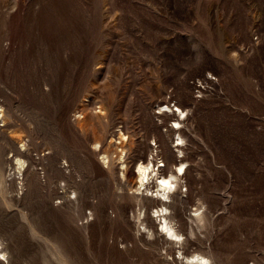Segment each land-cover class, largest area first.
<instances>
[{
  "label": "rangeland",
  "instance_id": "374dc122",
  "mask_svg": "<svg viewBox=\"0 0 264 264\" xmlns=\"http://www.w3.org/2000/svg\"><path fill=\"white\" fill-rule=\"evenodd\" d=\"M0 108L2 177L17 145L48 179H0V264H264V0H0ZM120 129L130 161L164 135L186 162L172 253L118 187Z\"/></svg>",
  "mask_w": 264,
  "mask_h": 264
},
{
  "label": "bare ground",
  "instance_id": "6f19581e",
  "mask_svg": "<svg viewBox=\"0 0 264 264\" xmlns=\"http://www.w3.org/2000/svg\"><path fill=\"white\" fill-rule=\"evenodd\" d=\"M167 106V109H165L163 111V113L165 115H169L168 114V110H172L171 107L169 105H166ZM180 111V113H184V110H180V108L178 109ZM175 112V110L173 111V113ZM0 118L5 122V118L4 117V113H3V109L0 108ZM174 122L178 125L177 127H174L172 126L171 130H173L174 132H178L179 130H182L181 129V123L182 121L180 120L179 116H176V118L174 119ZM8 123V122H7ZM4 125V124H3ZM1 129V128H0ZM5 129V128H4ZM6 130V129H5ZM5 130H0V132H4ZM2 134V133H1ZM5 134V133H4ZM2 134V135H4ZM8 134V132H7ZM10 134V132H9ZM8 134V135H9ZM179 139L180 140H184V134L182 135V131H179ZM7 136V135H6ZM164 135H161V146H158L157 147V150H156V154H151L152 157L151 158H148V156H137L136 158H133L132 161H130L131 159V148L129 146V142H130V136L125 132L123 131L122 129H120V135H119V141L117 144H119V146H117L116 148V153H117V158L119 160V163L121 166V169H120V180L118 179V187L120 186V189H123L126 191V196L129 197V199H131L132 201H134V203H138L140 205H142L143 207L144 206H149L150 208H152V205L154 207H156V210L153 211V213L151 215H147L145 214V218L143 220H145V222L149 225L150 227V230H152V232L154 233L156 239L158 238H161V236H164V240L168 243H170L171 247H170V252L171 250L174 248V245L175 243H179V241L181 240V235L180 233L178 232V230L175 228L174 225H172V221L174 220V218H178L179 219V223L181 224L180 226H184L185 223L184 221L181 219L180 217V210H179V207L177 205V203L175 202V199L177 197V193H178V190H179V187H181V178L186 174V170L187 169H184L185 166L184 164L186 163L185 160H178L176 155H175V152L171 149V147H169L168 145V142L165 141ZM10 138L16 140L15 137H12V135H9ZM3 138V136H2ZM9 138V139H10ZM8 139V138H7ZM5 140V139H4ZM18 145L20 144V148H26V142H24V140L21 138L19 139L17 142H16ZM15 143V144H16ZM9 146V145H8ZM13 146V145H12ZM19 146H14V150H16V155L15 157L10 161H8V163L10 162V169H9V179H7L6 177H2V173H1V170L5 169H1L2 164L0 165V179L5 183L7 180L10 181V180H13V179H16V178H20L22 180H26V186L29 185V186H32V183L35 182V184L37 185L38 183L41 184V185H45L46 182H48L44 177L41 176V174L38 172L37 173V169H35L36 167L34 166L33 162H35V158L28 156V154H24L19 148H17ZM165 147V149L162 151V153H157V151L160 149V148H163ZM177 148L178 150L180 151L182 149V145L181 144H178L177 145ZM28 149V148H27ZM5 150V149H3ZM184 151V150H183ZM29 152V151H28ZM105 154V162L106 164H109L110 163V158H111V155H109V153L107 152H104ZM4 154V153H3ZM27 157L31 160V167H29V165H26V160L23 159V157ZM2 157L3 155L0 154V162H2ZM162 160H160V159ZM6 160V159H5ZM4 162V161H3ZM7 162V161H5ZM133 162L134 164V168H136V171H131L129 169V164H131ZM159 162H163V164H160ZM7 163V164H8ZM6 165V164H5ZM4 165V166H5ZM164 165V169L161 168V166ZM172 165L175 166V169L173 171H170L169 167H171ZM37 166V165H36ZM59 166V165H58ZM66 165H64L65 167ZM54 167V166H53ZM62 168L63 171H61V169L59 170L58 168H56V171L60 172V174L65 178L64 181L67 180H70V181H73V179H76V177L73 175V173L67 168ZM157 167V168H156ZM114 170V169H113ZM118 170V169H117ZM119 172V170H118ZM119 174V173H118ZM20 176V177H19ZM30 176V177H29ZM118 176V175H117ZM35 178L36 177V181H31L29 178ZM45 180V181H44ZM11 182V181H10ZM68 183V182H67ZM77 183V182H76ZM20 189H21V194L23 192V186H25L24 182L22 183L20 181ZM70 184V183H69ZM41 185H39L41 187ZM49 185V183L46 184V186ZM71 185V184H70ZM77 185V184H76ZM52 186V184H51ZM67 185L64 183V186H61L62 189L64 187H66ZM45 187V186H44ZM48 187V186H47ZM56 187V186H55ZM70 187V186H69ZM29 188V187H28ZM42 188V187H41ZM52 188V187H51ZM57 188V187H56ZM73 188V187H72ZM155 188V189H153ZM40 189V188H39ZM43 189V188H42ZM41 189V190H42ZM49 189V188H48ZM54 189V187H53ZM0 190L4 191L5 190V187L2 186L0 187ZM31 190V189H30ZM59 190V189H58ZM76 190V189H75ZM48 191V190H47ZM56 191V190H55ZM26 192V191H25ZM39 192V191H38ZM68 192V191H67ZM24 193V192H23ZM42 194L44 192H41ZM51 194V192L49 193ZM71 194V193H70ZM45 195V193H44ZM57 195L55 198H61V199H65L66 197L62 195V193L56 191V194ZM68 195V194H67ZM41 196V195H40ZM54 196V195H53ZM69 196V195H68ZM81 196V195H80ZM126 197V198H127ZM47 198V197H46ZM51 198V196H50ZM42 199V198H41ZM44 199V198H43ZM81 199V198H79ZM78 199V201H79ZM83 199V198H82ZM128 199V198H127ZM56 200V199H55ZM75 200V199H74ZM73 200V201H74ZM46 202V201H45ZM51 202V201H50ZM67 202V201H66ZM69 202H70V198H69ZM53 203V202H52ZM65 203V202H64ZM91 203V202H90ZM99 203V202H98ZM43 203H41L42 205ZM73 204V203H72ZM79 204L78 203H75ZM83 204H84V201H83ZM48 207L52 208L51 211L53 210V207L50 205V204H47ZM57 205V204H56ZM56 205L53 204V206L55 207ZM59 205V204H58ZM81 205V204H80ZM85 205V204H84ZM83 205V207H84ZM44 206V205H43ZM61 206V205H60ZM66 206V205H65ZM70 206V205H69ZM68 206V208H69ZM76 206V207H77ZM98 206V205H97ZM47 207V206H45ZM57 207V206H56ZM75 207V206H74ZM79 207V206H78ZM82 207V208H83ZM92 207V205H91ZM96 207V205H95ZM72 208V207H71ZM71 208H69L71 210ZM80 208V207H79ZM78 208V209H79ZM86 208V207H85ZM93 208V207H92ZM44 209V208H43ZM46 209V208H45ZM74 209V208H72ZM76 209V208H75ZM96 209V208H94ZM170 209H173L175 211V213H173L172 215H168L169 213V210ZM48 210V209H47ZM82 210V209H81ZM101 210V209H100ZM99 210V212H100ZM141 208L139 209V212ZM76 212V210H74ZM73 211V212H74ZM78 211V210H77ZM95 211V210H94ZM50 212V211H49ZM54 212V210H53ZM51 212V215L52 213ZM80 212V211H79ZM78 212V213H79ZM98 212V214H99ZM107 212V211H106ZM105 212V213H106ZM48 213V212H47ZM77 213V212H76ZM75 213V214H76ZM82 213V211H81ZM95 213V212H93ZM74 214V213H73ZM28 215V214H27ZM43 215V214H42ZM41 215V216H42ZM48 216V214H46ZM45 215V216H46ZM94 215V214H93ZM105 215V214H104ZM44 216V215H43ZM42 216V217H43ZM44 216V217H45ZM78 216V215H77ZM103 216V215H100V217ZM26 220H28V217L27 216H23ZM40 217V216H39ZM43 217V218H44ZM104 217V216H103ZM102 217V218H103ZM137 217V223L142 224L143 220L141 221L140 219V214H138V216L136 215ZM156 217H160V222L158 223V225L156 226L154 224L155 222V218ZM84 218V216H83ZM134 218H135V215H134ZM199 218H203L202 216H199ZM38 219V218H37ZM42 219V218H41ZM45 219V218H44ZM43 219V220H44ZM136 219V218H135ZM43 220H42V224L43 223ZM37 221V220H35ZM45 221V220H44ZM72 222V221H71ZM79 222V221H78ZM37 223V222H36ZM36 223L34 222L35 226H36ZM40 223V225H41ZM49 223V222H47ZM88 223V222H87ZM86 223V224H87ZM144 223V222H143ZM46 224V223H45ZM48 225V224H47ZM46 225V227H47ZM54 225V224H53ZM31 226V225H30ZM83 226V225H82ZM156 226V227H155ZM37 227V226H36ZM43 227V226H42ZM51 227V226H50ZM49 227V228H50ZM54 227V226H53ZM138 227V226H137ZM28 228V227H27ZM26 228V229H27ZM40 228V226H39ZM48 229V227H47ZM51 229V228H50ZM49 229V230H50ZM55 229V228H54ZM57 229V228H56ZM145 229V228H144ZM52 230V229H51ZM141 230L138 228L137 229V232L139 234ZM30 232L32 233V235H38L40 232L37 230V228L35 227H30ZM43 232V231H42ZM60 232V231H59ZM86 232V231H85ZM23 233V232H22ZM27 235L29 234L28 232H26ZM48 231L46 232V234L43 233V237L49 239L48 235H50V232L49 234L47 235ZM141 233V232H140ZM21 234V233H20ZM63 234V233H62ZM53 235V234H52ZM88 235V234H87ZM153 235V236H154ZM31 236V235H30ZM28 236V237H30ZM41 236V235H40ZM56 236V235H55ZM27 237V236H26ZM87 237V236H86ZM89 237V236H88ZM87 237V238H88ZM31 238V237H30ZM56 238V237H54ZM52 240V239H51ZM47 241V240H46ZM116 241V240H115ZM153 241V240H152ZM3 240L0 239V256H12L14 254L11 255H8V251H4L3 250ZM117 242V241H116ZM127 243V242H126ZM131 243V242H130ZM157 243V242H155ZM118 244V243H116ZM129 244V243H128ZM154 244V243H153ZM152 244V245H153ZM6 245V244H5ZM133 245V244H132ZM151 245V244H150ZM155 245V244H154ZM182 245V244H181ZM127 246V245H126ZM157 246V245H156ZM183 247V245H182ZM6 248V247H4ZM126 248V247H125ZM158 248V247H157ZM169 248V247H168ZM129 249H132V248H129ZM155 249V248H154ZM94 250V249H93ZM173 251V250H172ZM2 252V253H1ZM155 252V251H154ZM182 252V251H181ZM117 253V252H116ZM159 253V251H158ZM172 253V252H171ZM152 254V253H150ZM149 254V255H150ZM161 254V253H159ZM18 255V254H17ZM163 255V254H162ZM170 255V254H169ZM168 255V256H169ZM172 255V254H171ZM151 256V255H150ZM152 256H155V255H152ZM181 256H183L185 258V263L186 264H210L211 262V257L210 255H205L203 253H197L195 255H192V257H185V255H183V252L181 253ZM154 262V261H153ZM158 264V263H156Z\"/></svg>",
  "mask_w": 264,
  "mask_h": 264
}]
</instances>
